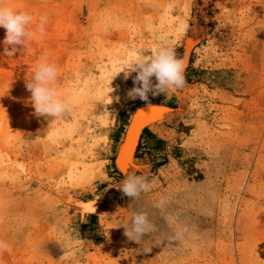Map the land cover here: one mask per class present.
Here are the masks:
<instances>
[{
    "label": "rangeland",
    "instance_id": "1",
    "mask_svg": "<svg viewBox=\"0 0 264 264\" xmlns=\"http://www.w3.org/2000/svg\"><path fill=\"white\" fill-rule=\"evenodd\" d=\"M0 4L34 31L14 55L0 43V264H264V0ZM192 34L184 87L149 94L179 114L142 129L133 160L156 184L132 201L115 161L149 102L127 97L136 73L120 71L162 46L182 57ZM45 55L75 101L55 119L34 115L25 87ZM139 211L157 229L141 245L122 227Z\"/></svg>",
    "mask_w": 264,
    "mask_h": 264
},
{
    "label": "clouds",
    "instance_id": "2",
    "mask_svg": "<svg viewBox=\"0 0 264 264\" xmlns=\"http://www.w3.org/2000/svg\"><path fill=\"white\" fill-rule=\"evenodd\" d=\"M47 22V15H41L39 23L34 26L35 31L44 35ZM32 26L33 16L28 11L15 10L10 6L0 4V28L5 30V37L3 41H0L4 46L3 55H14L18 50L24 49L25 42L34 35ZM144 53L141 52L131 62L128 70L120 71L124 72L125 80L129 78L132 72L136 73L133 77L134 86L127 92L129 99L139 98L149 102L150 93L153 96L160 94L167 96L170 89L184 87L186 83L184 75L186 59L178 57L173 47L162 46L155 53ZM58 75V66L55 63H49L45 55V58L37 64L31 79L26 81L25 87L31 93L30 100L34 108V115L38 118L52 117L55 119L60 117L70 111L75 103L73 98L62 96L55 87ZM153 78H155V83ZM112 91L114 89L111 87ZM116 99L119 101V97ZM149 105H151L150 102ZM155 184V178L150 179L143 171H139V174L134 171L127 174L117 188L124 196L134 201L142 193L149 192ZM122 227L124 228V235L139 245L146 236L149 237L157 231L156 226L149 219L148 213L144 211L134 212L130 225L125 224ZM183 231L186 229L178 230L173 237L169 238V242L179 239ZM8 247L9 244L0 239V252L6 251ZM151 249V246H145L144 252H150Z\"/></svg>",
    "mask_w": 264,
    "mask_h": 264
},
{
    "label": "bare ground",
    "instance_id": "3",
    "mask_svg": "<svg viewBox=\"0 0 264 264\" xmlns=\"http://www.w3.org/2000/svg\"><path fill=\"white\" fill-rule=\"evenodd\" d=\"M197 34V33H196ZM196 34H192L190 37L186 38L185 41V51L183 53L182 58L186 59V66L188 64L190 51L192 49V39L195 38ZM194 36V37H193ZM197 38V37H196ZM150 108L140 107L135 111L132 115L130 122L128 124V128L125 132V136L121 142L119 147V151L116 157V166L125 174H131L136 171H144L147 168L146 163L144 165H139L134 163V152L138 143V139L144 127H152L155 125V122L162 119H153L151 117ZM174 114V113H173ZM167 115H172V110H167ZM168 120V119H167ZM144 161V160H143ZM142 162V161H141ZM150 164V163H149Z\"/></svg>",
    "mask_w": 264,
    "mask_h": 264
},
{
    "label": "water",
    "instance_id": "4",
    "mask_svg": "<svg viewBox=\"0 0 264 264\" xmlns=\"http://www.w3.org/2000/svg\"><path fill=\"white\" fill-rule=\"evenodd\" d=\"M142 108L143 107H147V108H150V111H151V117L155 120L157 119H164V120H167V119H171L173 117H175L177 114H179V111H177V113L169 116L167 115V110H176L174 108H171V107H168V106H165V105H143L141 106Z\"/></svg>",
    "mask_w": 264,
    "mask_h": 264
},
{
    "label": "trees",
    "instance_id": "5",
    "mask_svg": "<svg viewBox=\"0 0 264 264\" xmlns=\"http://www.w3.org/2000/svg\"><path fill=\"white\" fill-rule=\"evenodd\" d=\"M147 131H148V129H147Z\"/></svg>",
    "mask_w": 264,
    "mask_h": 264
}]
</instances>
